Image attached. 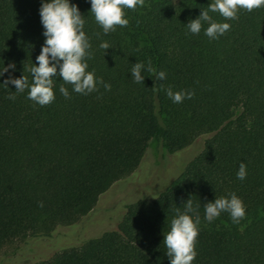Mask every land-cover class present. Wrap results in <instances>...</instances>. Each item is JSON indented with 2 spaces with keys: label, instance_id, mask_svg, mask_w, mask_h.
<instances>
[{
  "label": "trees",
  "instance_id": "obj_1",
  "mask_svg": "<svg viewBox=\"0 0 264 264\" xmlns=\"http://www.w3.org/2000/svg\"><path fill=\"white\" fill-rule=\"evenodd\" d=\"M69 2L91 45L86 70L111 87L81 95L56 79L55 99L45 106L26 99L27 89L0 87V250L71 230L140 167L153 139L172 162L150 180L151 199L127 204L115 227L33 264H168L163 235L187 199L201 220L191 264H264V8L238 12L225 21L229 31L210 41L207 25L191 35L184 24L211 0H144L125 10L127 27L108 34L88 0ZM39 5L0 0V60L13 62V77L29 83L43 42ZM101 41L110 45L105 53ZM135 62L164 71V80L145 72L143 85L133 83ZM62 84L69 99L58 91ZM168 88L193 95L172 103ZM241 162L244 180L236 179ZM231 193L243 202L244 219L233 224L221 213L205 222L203 204Z\"/></svg>",
  "mask_w": 264,
  "mask_h": 264
},
{
  "label": "clouds",
  "instance_id": "obj_2",
  "mask_svg": "<svg viewBox=\"0 0 264 264\" xmlns=\"http://www.w3.org/2000/svg\"><path fill=\"white\" fill-rule=\"evenodd\" d=\"M89 11L95 23L103 34L114 32L117 27L125 28L128 19L125 10H136L144 6V0H88ZM264 8V0H211L207 7L199 11V14L184 24L187 34L197 35L201 32L210 41L223 36L230 29V24L225 21L238 19V12ZM209 13L218 14L222 20H213ZM39 23L42 28L43 42L36 63L28 67L31 82L22 75L15 78L12 72L16 70L13 62L5 64L0 60V87L7 89L8 85L14 86V93H24L27 89L26 99L39 106H45L55 99L53 93V81L62 80L64 84L71 85L73 93L88 95L95 92L98 86L109 91L111 85L95 77L92 71H87V60L92 58L91 45L83 31L84 18L75 4L69 0H40L38 8ZM98 47L105 53L110 45L101 41ZM153 73L156 81H163L164 71H155L150 65L135 62L130 69L133 83L143 85L145 75ZM5 73H8L5 76ZM59 93L69 99L68 90L62 85L58 88ZM165 95L172 103H181L190 99L193 93L165 89ZM15 95H8L7 99L15 100ZM246 177L245 164L241 162L236 171V179L244 180ZM38 206H43L38 203ZM198 207V206H197ZM221 213H227L231 223L239 224L245 217L243 202L231 193L227 197L215 198L203 204V220L211 223ZM200 215L195 212L192 201L187 199L183 202V211L176 210L174 217L169 222V229L163 235V244L166 249L168 264H191L196 256L194 250L195 240L200 225Z\"/></svg>",
  "mask_w": 264,
  "mask_h": 264
},
{
  "label": "rangeland",
  "instance_id": "obj_3",
  "mask_svg": "<svg viewBox=\"0 0 264 264\" xmlns=\"http://www.w3.org/2000/svg\"><path fill=\"white\" fill-rule=\"evenodd\" d=\"M171 162L170 155L151 139L140 167L103 192L96 205L80 217L71 230L66 229L57 239H32L8 245L0 250V264H33L49 257L61 247L80 243L85 238L98 236L115 227L127 204L139 199H151L155 190L149 185L150 180Z\"/></svg>",
  "mask_w": 264,
  "mask_h": 264
}]
</instances>
